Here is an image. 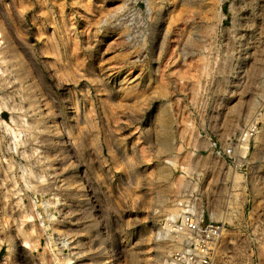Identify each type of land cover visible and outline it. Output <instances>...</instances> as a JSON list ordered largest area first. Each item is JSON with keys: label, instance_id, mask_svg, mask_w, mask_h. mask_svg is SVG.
<instances>
[{"label": "rangeland", "instance_id": "374dc122", "mask_svg": "<svg viewBox=\"0 0 264 264\" xmlns=\"http://www.w3.org/2000/svg\"><path fill=\"white\" fill-rule=\"evenodd\" d=\"M263 200L264 0H0V264H169L186 204Z\"/></svg>", "mask_w": 264, "mask_h": 264}, {"label": "built area", "instance_id": "2783aa9c", "mask_svg": "<svg viewBox=\"0 0 264 264\" xmlns=\"http://www.w3.org/2000/svg\"><path fill=\"white\" fill-rule=\"evenodd\" d=\"M235 149L228 148L226 155L236 158ZM239 149L241 153L242 145ZM245 204L249 216L244 223L248 228L246 235L235 229L230 233V227L235 226L232 222L197 217L194 205L186 204L193 211L189 208L181 218L172 217L169 221L176 235H186L184 248L173 254L169 264H264V200Z\"/></svg>", "mask_w": 264, "mask_h": 264}, {"label": "bare ground", "instance_id": "6f19581e", "mask_svg": "<svg viewBox=\"0 0 264 264\" xmlns=\"http://www.w3.org/2000/svg\"><path fill=\"white\" fill-rule=\"evenodd\" d=\"M164 149H166V151L169 150L168 148H164ZM164 173H165V171H162V172H161V174H162L163 176H164ZM167 188H168V187H166V189H167ZM164 191H165V190H164ZM166 192H167V191H166ZM175 210H177L176 207H174L172 211H175ZM172 238H173V237H172Z\"/></svg>", "mask_w": 264, "mask_h": 264}]
</instances>
